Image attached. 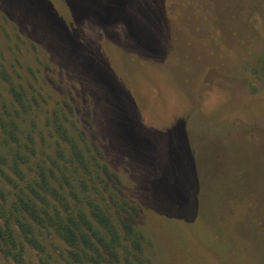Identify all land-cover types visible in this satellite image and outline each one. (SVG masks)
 <instances>
[{
    "label": "rangeland",
    "instance_id": "374dc122",
    "mask_svg": "<svg viewBox=\"0 0 264 264\" xmlns=\"http://www.w3.org/2000/svg\"><path fill=\"white\" fill-rule=\"evenodd\" d=\"M10 84L32 104L24 125L38 146L53 141L55 110L88 145L94 129L138 208L145 264H264V0H0L2 113ZM162 143L180 156L159 175L181 170L194 239H177L154 208ZM40 239L44 253L26 245L22 264H65L64 243Z\"/></svg>",
    "mask_w": 264,
    "mask_h": 264
},
{
    "label": "trees",
    "instance_id": "16d2710c",
    "mask_svg": "<svg viewBox=\"0 0 264 264\" xmlns=\"http://www.w3.org/2000/svg\"><path fill=\"white\" fill-rule=\"evenodd\" d=\"M111 86L132 113L127 100ZM8 92L13 109L4 105L9 112L0 111V178L11 183V190L0 183V254L22 264L25 246L43 254L40 238L52 233L66 246L65 264H145L138 208L123 192L119 178L109 172L94 129L89 126L93 140L88 145L83 133L70 135L61 109L52 111L47 126L53 141L40 147L24 125L34 114L32 104L13 84ZM162 144L152 165L156 175L149 177L154 208L161 211L165 226L169 224L168 231L177 239H194L201 223L181 170L177 168L173 178L159 175L164 166L179 163L180 156L173 147L165 153ZM167 179L175 191L163 187L169 186Z\"/></svg>",
    "mask_w": 264,
    "mask_h": 264
}]
</instances>
